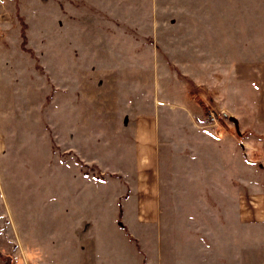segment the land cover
<instances>
[{
  "label": "rangeland",
  "instance_id": "obj_1",
  "mask_svg": "<svg viewBox=\"0 0 264 264\" xmlns=\"http://www.w3.org/2000/svg\"><path fill=\"white\" fill-rule=\"evenodd\" d=\"M110 42L133 44L135 57L148 61L135 65L149 74L135 91L159 101V191L152 210L134 208L140 195L116 187L123 178L91 161L88 147L84 159L74 151L79 133L103 150L110 145L109 90L94 73L96 46ZM63 52L75 76L65 85ZM85 57L92 62L83 64ZM156 74L164 80H154ZM68 122L72 186L80 171L87 199L95 184L103 187V200L116 206L115 232L141 258L161 242L162 264H190V237L181 239L192 233L213 244L209 264L212 257L223 264L229 236L236 245L244 244L240 234L264 238V225L235 218L238 196L264 181L255 148L256 128L264 127V0H0V252L12 264H63L71 250L66 237L84 229L62 206ZM144 217L156 222L136 223ZM257 247L264 249V241Z\"/></svg>",
  "mask_w": 264,
  "mask_h": 264
},
{
  "label": "crops",
  "instance_id": "obj_2",
  "mask_svg": "<svg viewBox=\"0 0 264 264\" xmlns=\"http://www.w3.org/2000/svg\"><path fill=\"white\" fill-rule=\"evenodd\" d=\"M229 15V11H223V18ZM244 47L243 45H241ZM240 46V47H241ZM56 48L52 47V51ZM95 62V80L105 82V90H109V99L111 105V113L113 115L110 122V145H106L103 150V145L92 140L90 136L79 133L78 149L74 150L77 155L84 159L86 153L83 148H89V156L91 161L97 163L100 167L110 170L111 173L117 174L123 178V184L118 180L119 184L116 187H121L128 193L139 194L134 208L139 210H152L155 208V200L158 194V181L156 178V160L159 146V130L160 116L156 103L157 98H151L145 92L142 94L136 93L135 82L147 80L148 71L145 73L144 68H135L136 64L145 65L148 62L141 57L136 58L134 55V46L127 42L119 44L117 42L105 43L102 46H96ZM130 50V51H129ZM98 51V52H97ZM82 58L83 55L80 52ZM68 53L63 52L62 59L66 56L65 61L62 60V80L70 81L75 76L70 73L67 62ZM138 59V60H137ZM85 63H91L92 60L84 58ZM136 61H138L136 63ZM86 64V65H87ZM79 79L84 80L87 73L80 71ZM60 78V75L59 77ZM154 80L162 81L164 78L156 74ZM109 82V83H108ZM144 91V90H143ZM108 96V94H105ZM153 103V107L151 104ZM65 105V102H64ZM259 107H262L261 105ZM256 127H259L257 124ZM256 135L260 136L256 139V149H260V164L264 168V127L256 128ZM75 142L73 143V145ZM71 124H64L63 133V149L68 152L67 164H63V210L65 216L70 222H77L84 229L77 235L66 237V247L69 249L63 255V264H162L164 249L160 242L158 249H149L148 253L144 250V256L140 255L133 249L129 239L125 236L117 234L115 222L117 219L116 206L112 200H103V190L100 184L93 186V199H87L88 191L85 190L86 175L78 172V186H72L71 177L72 170L70 168L71 155ZM246 148V144H240ZM104 152L109 153V159L104 157ZM235 152V151H234ZM241 153V152H240ZM238 162L241 159L239 153H236ZM242 162V161H241ZM74 173V172H73ZM243 176L242 190L246 186L245 172L239 173V177ZM85 177V178H83ZM114 179V175H112ZM241 183V181H240ZM129 187L123 188L124 185ZM245 184V185H244ZM121 190L120 192H122ZM241 192V188L239 189ZM251 193H245L238 196L237 215L235 216L237 223L240 224H261L264 225V181L253 189ZM119 192V193H120ZM78 193L77 199H72L73 195ZM126 201L132 200V197H125ZM131 206V205H130ZM236 214V212H235ZM158 224L159 220L157 218ZM156 219L151 217L138 218L136 223H155ZM88 226H93V231ZM144 230L142 235L143 240H150V237ZM185 234L181 241H188L190 237L191 260L190 264H209V252L213 251V244L202 243L204 239L192 233ZM206 235L207 242L213 241L214 236ZM248 236V235H247ZM239 235L238 241H243L244 244L236 245L234 238L228 237L226 248L223 255V264H264V249L259 248L258 242L264 241L263 236ZM167 237V236H165ZM192 237V238H191ZM244 237V238H242ZM168 241L169 239L166 238ZM172 240V238H170ZM247 240H252L255 243L247 245ZM121 241V244L118 242ZM199 241V242H198ZM233 242V243H232ZM119 245L121 246L120 249ZM188 244H185L187 246ZM184 246V245H183ZM166 254V253H165ZM141 258V259H140ZM206 259V261H205ZM212 264L214 259L212 257Z\"/></svg>",
  "mask_w": 264,
  "mask_h": 264
},
{
  "label": "trees",
  "instance_id": "obj_3",
  "mask_svg": "<svg viewBox=\"0 0 264 264\" xmlns=\"http://www.w3.org/2000/svg\"><path fill=\"white\" fill-rule=\"evenodd\" d=\"M1 264H12L11 256L9 254H4L0 252Z\"/></svg>",
  "mask_w": 264,
  "mask_h": 264
},
{
  "label": "water",
  "instance_id": "obj_4",
  "mask_svg": "<svg viewBox=\"0 0 264 264\" xmlns=\"http://www.w3.org/2000/svg\"><path fill=\"white\" fill-rule=\"evenodd\" d=\"M230 118L237 124V120L234 116H230Z\"/></svg>",
  "mask_w": 264,
  "mask_h": 264
}]
</instances>
